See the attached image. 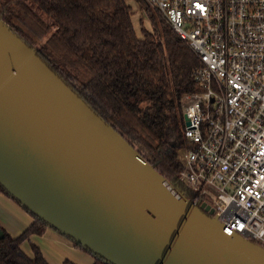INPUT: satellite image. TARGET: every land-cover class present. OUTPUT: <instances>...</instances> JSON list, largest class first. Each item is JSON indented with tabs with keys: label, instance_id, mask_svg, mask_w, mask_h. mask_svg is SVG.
<instances>
[{
	"label": "water",
	"instance_id": "95a60500",
	"mask_svg": "<svg viewBox=\"0 0 264 264\" xmlns=\"http://www.w3.org/2000/svg\"><path fill=\"white\" fill-rule=\"evenodd\" d=\"M0 185L111 264H264L263 245L225 233L1 20Z\"/></svg>",
	"mask_w": 264,
	"mask_h": 264
},
{
	"label": "trees",
	"instance_id": "16d2710c",
	"mask_svg": "<svg viewBox=\"0 0 264 264\" xmlns=\"http://www.w3.org/2000/svg\"><path fill=\"white\" fill-rule=\"evenodd\" d=\"M54 23L49 25L27 3ZM131 0H0V20L16 33L71 89L110 125L153 169L185 198L194 195L180 182L178 151L183 134L185 96L202 92L195 81L200 61L164 23L158 25L143 0L152 31L136 33ZM34 218L20 236L7 231L0 240V264H49L32 244L33 257L22 249L32 236H42L46 222ZM60 234L59 232H57ZM66 239L75 241L69 237ZM78 249L94 264H111L87 248ZM64 264H75L66 260Z\"/></svg>",
	"mask_w": 264,
	"mask_h": 264
},
{
	"label": "built area",
	"instance_id": "2783aa9c",
	"mask_svg": "<svg viewBox=\"0 0 264 264\" xmlns=\"http://www.w3.org/2000/svg\"><path fill=\"white\" fill-rule=\"evenodd\" d=\"M143 1L201 63L179 180L225 233L264 246V0Z\"/></svg>",
	"mask_w": 264,
	"mask_h": 264
},
{
	"label": "crops",
	"instance_id": "0c3cea01",
	"mask_svg": "<svg viewBox=\"0 0 264 264\" xmlns=\"http://www.w3.org/2000/svg\"><path fill=\"white\" fill-rule=\"evenodd\" d=\"M34 222V218L21 208L14 200L0 193V226L11 236L18 237ZM38 246L49 264H64L69 260L75 264H94V258L75 244L47 229L44 235H34L22 244L23 251L33 257L31 246Z\"/></svg>",
	"mask_w": 264,
	"mask_h": 264
},
{
	"label": "rangeland",
	"instance_id": "374dc122",
	"mask_svg": "<svg viewBox=\"0 0 264 264\" xmlns=\"http://www.w3.org/2000/svg\"><path fill=\"white\" fill-rule=\"evenodd\" d=\"M27 3L49 25H51L53 28H55L54 23L48 18V16H46L42 11H40L33 3H30L29 1H27ZM129 5L132 6L133 11H134L133 23H134V26H135V30H136L137 35L139 37L142 36V29L143 28H146V29L152 31V29H153L152 23L150 22V19H149L148 15H147V12L145 11V9H143L141 7V4L139 5L134 0H131V1H129ZM149 10L154 14V18L156 19V22H157L158 25H161L160 23H164V22H165V24H167L166 21H164L162 18H160V16L158 15V13H156L151 8H149ZM31 249H32V246H31ZM90 257H92V256L90 255Z\"/></svg>",
	"mask_w": 264,
	"mask_h": 264
}]
</instances>
